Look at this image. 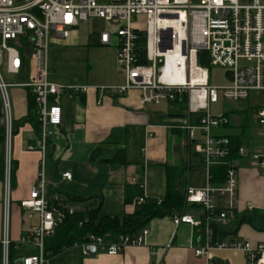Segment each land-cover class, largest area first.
Listing matches in <instances>:
<instances>
[{"label": "built area", "instance_id": "1", "mask_svg": "<svg viewBox=\"0 0 264 264\" xmlns=\"http://www.w3.org/2000/svg\"><path fill=\"white\" fill-rule=\"evenodd\" d=\"M89 19H99L105 28L98 33L100 46H114L116 64L121 70V84H91L84 82H56L49 80L47 53L50 36L67 39L70 32ZM20 38L23 41H20ZM27 57V78L17 76ZM145 57L146 63H139ZM197 57L207 61L209 67L228 69L230 84L224 87L209 83L208 66L200 65ZM161 60V63H159ZM1 67L13 76L14 82L5 80ZM10 87L27 88L33 95L39 123L37 148L40 153L35 184L27 198L19 201L28 216L37 215L38 223L21 232L17 241L10 238L9 221L12 192L13 135ZM221 96L228 100H245L250 91L261 94L263 102L253 109L255 121L261 130L263 143L249 149L245 142L237 148L239 159H248L264 182V0H0V97L4 112V139L2 162V226L0 238V264H50L53 254L46 250V240L54 234L65 214L74 209L62 201L47 199L48 140L62 122L61 97H77L93 90L98 92L99 104L107 94H125L135 90L141 105L179 104L186 94L185 113L181 125L194 152L199 155L204 174L202 186L184 188V199L194 207L186 213H174L172 222L197 227L200 243L194 248L197 256L204 255L205 264H212L209 252L213 249L235 250L243 254L245 264H264V238L256 244L243 241H212L211 224L233 221L238 209V160L230 159V139L220 133L230 118L224 113L211 114L208 104ZM175 99L178 102L173 103ZM203 113L196 125L189 119ZM149 130V128L147 127ZM152 136L151 132L147 134ZM225 165L224 181L213 185L210 167ZM61 178L69 180L64 172ZM144 189L143 185H140ZM147 196L135 199L144 203ZM161 202V198L154 200ZM247 212L258 210L264 216V205L256 207L246 203ZM147 230L135 236L119 235L110 241L106 235L88 234L86 242L74 243L83 256L95 251L116 255L127 246L144 243ZM20 253L11 256V247ZM27 247L31 250L27 251ZM155 250L151 249L150 254Z\"/></svg>", "mask_w": 264, "mask_h": 264}, {"label": "crops", "instance_id": "2", "mask_svg": "<svg viewBox=\"0 0 264 264\" xmlns=\"http://www.w3.org/2000/svg\"><path fill=\"white\" fill-rule=\"evenodd\" d=\"M122 81L98 84L114 85ZM9 95L15 126L11 139L9 233L10 238L17 241L22 231L38 223L37 215L29 217L28 212L20 209L19 201L28 197L35 184L40 153L37 148L27 149L28 145H37L38 133L25 120L26 92L21 87H10ZM98 99V92L93 90L83 97H61L62 122L48 146L46 194L49 201H62L85 219L93 210L98 217L120 219L134 211L136 187L141 189L140 185H143L147 201L163 196L166 166L181 169L177 183L182 188L203 185L200 157L188 142L186 130L175 127L177 124L174 122L182 120L167 117V114L178 110L161 112L141 105L139 93L135 90L122 95L107 94L99 104ZM3 126L0 97V130ZM148 132L152 136L149 137ZM245 133L243 127L244 142ZM120 145L124 147L125 163L109 162L107 159ZM238 167L239 209L246 203L256 207L262 203L263 206V179L248 159H239ZM196 171L202 174L201 184L193 179ZM64 172L71 174L69 180L61 178ZM171 217L164 215L150 219L145 226L144 243L127 246L116 255L95 251L83 256L79 249L68 247L54 255L50 264H205V256L194 253V248L200 243L199 229L184 222L174 225ZM230 223L233 221L228 220L223 225L227 227ZM1 226L0 180V238ZM263 238L264 232L242 224L235 235H229L223 241L247 240L256 244ZM26 249L31 250L30 247ZM151 249L155 250L152 255ZM209 258L212 264H245L243 254L235 250L213 249Z\"/></svg>", "mask_w": 264, "mask_h": 264}, {"label": "trees", "instance_id": "3", "mask_svg": "<svg viewBox=\"0 0 264 264\" xmlns=\"http://www.w3.org/2000/svg\"><path fill=\"white\" fill-rule=\"evenodd\" d=\"M22 42L23 39L20 38ZM23 67L21 72L17 76L18 80L23 81L27 78V57H22ZM197 61L200 65L208 66L207 61H204L202 57H197ZM139 63H146L145 57H138ZM27 97V115L25 120L32 124L34 129L39 130V123L37 121L36 106L33 95L27 88H23ZM122 95V94H121ZM84 95L80 96L83 97ZM178 102L175 99L173 103ZM186 94L181 96V102L178 105H182V109L177 113H185ZM176 113V112H175ZM229 117L228 113H224ZM203 113L199 112L192 115L189 119L191 125H196L199 122V118ZM13 123V133H14ZM241 128L240 131L235 132L234 126L229 122L224 129L232 130V132L224 133L230 139L232 153L230 159L238 160L236 155L237 148L243 143V126L237 125ZM3 128L0 130V180H2V162H3ZM51 139V138H50ZM50 139L48 140V146ZM97 152V151H96ZM95 152V153H96ZM48 157V148H47ZM111 163L124 164V147L120 145L115 149L114 155L107 159ZM180 170L174 166L165 167V184L164 194L161 197V202L158 204L154 200H146L144 203L136 204L132 213L124 215L122 218H110V217H98L96 210L91 211L88 217L85 219L82 214L78 212L67 213L60 225L55 228L54 234L46 240V250L51 251L53 255L58 254L64 248L71 247L74 243L86 242V236L93 234L96 236L106 237L110 241L117 239L119 235L135 236L142 229L145 228L147 222L155 217H161L164 215H173L174 213H186L189 212L193 205H188L184 199V187L178 185V177L180 176ZM211 182L213 185H221L224 181L225 165L218 164L210 167ZM142 194V189L136 187L135 196ZM56 202V201H54ZM199 210L198 207H194ZM233 224L236 225L234 231H228L222 224H211V239L212 241H223L229 235H235L238 228L242 224L249 225L251 228L258 232H264V216L258 210L253 212H247L243 208L236 210V215L233 219ZM18 254L13 246L11 247V256L15 257Z\"/></svg>", "mask_w": 264, "mask_h": 264}, {"label": "rangeland", "instance_id": "4", "mask_svg": "<svg viewBox=\"0 0 264 264\" xmlns=\"http://www.w3.org/2000/svg\"><path fill=\"white\" fill-rule=\"evenodd\" d=\"M107 3L109 0H98ZM105 28V24L99 19H89L86 25H81L70 32L67 39H61L55 35L50 36L49 50L47 53L49 80L56 82H84V83H114L123 80L121 70L116 64L115 47L100 46L98 33ZM1 73L6 81L14 82L13 76L6 73L5 68L1 67ZM228 69L220 66L209 68V83L218 88L230 84L227 76ZM10 89V88H9ZM8 89V90H9ZM218 99L216 102L208 104V111L211 114L228 113L230 123L234 126V131L238 132L242 125L245 129V145L249 149H257L263 143V136L258 124L255 121L253 109L256 105L263 102L261 94L257 91H250L245 100H228L221 96L218 89ZM148 108H153L161 112L171 110H181L182 105L167 104L159 105L148 104ZM177 125L182 122H174ZM221 132L226 133V129ZM201 172L196 171L193 179L195 183L201 184ZM262 206L259 205L258 207ZM228 231L236 228L235 224L226 227Z\"/></svg>", "mask_w": 264, "mask_h": 264}, {"label": "water", "instance_id": "5", "mask_svg": "<svg viewBox=\"0 0 264 264\" xmlns=\"http://www.w3.org/2000/svg\"><path fill=\"white\" fill-rule=\"evenodd\" d=\"M115 1H117V0H115ZM159 63H161V60H159ZM183 116H184V114H182V113H169V114H167V117H168V118H177V119H181V118H183ZM87 249H88V251H89L90 253H94V252H95V247L92 246V245H88V246H87Z\"/></svg>", "mask_w": 264, "mask_h": 264}]
</instances>
